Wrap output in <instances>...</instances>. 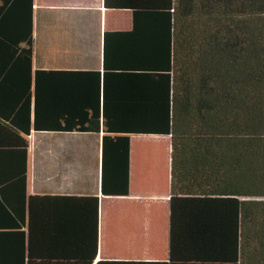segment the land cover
<instances>
[{
	"label": "trees",
	"instance_id": "obj_1",
	"mask_svg": "<svg viewBox=\"0 0 264 264\" xmlns=\"http://www.w3.org/2000/svg\"><path fill=\"white\" fill-rule=\"evenodd\" d=\"M104 4L133 28L105 32L101 193L129 194L132 134L169 136L168 258L96 261L98 196L28 194L32 131L100 98L50 94L71 72L35 68L34 0H0V264H264V0Z\"/></svg>",
	"mask_w": 264,
	"mask_h": 264
},
{
	"label": "crops",
	"instance_id": "obj_2",
	"mask_svg": "<svg viewBox=\"0 0 264 264\" xmlns=\"http://www.w3.org/2000/svg\"><path fill=\"white\" fill-rule=\"evenodd\" d=\"M104 1L34 0L35 68L71 72L63 75L72 80L68 90L50 89L49 93L55 98L61 95L66 98L68 94L75 99L76 105L85 95L86 98L99 95L100 113L92 115L95 110L89 103L86 105L89 128L86 131H60L51 126L32 131L27 191L29 195L40 196L99 197L96 261L166 260L171 190L170 137L132 134L129 194L101 193L105 32L133 28L130 9L107 8ZM54 101L51 100V106L44 110L46 119L49 113L56 114ZM64 110L54 117L61 124L71 112ZM63 237L60 236V240Z\"/></svg>",
	"mask_w": 264,
	"mask_h": 264
}]
</instances>
